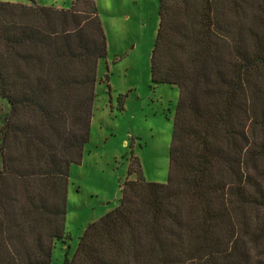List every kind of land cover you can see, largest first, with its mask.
I'll return each mask as SVG.
<instances>
[{
	"label": "trees",
	"instance_id": "1",
	"mask_svg": "<svg viewBox=\"0 0 264 264\" xmlns=\"http://www.w3.org/2000/svg\"><path fill=\"white\" fill-rule=\"evenodd\" d=\"M0 2V264H52L106 42L94 0ZM154 85L179 89L169 171L136 159L64 264H264V0H159Z\"/></svg>",
	"mask_w": 264,
	"mask_h": 264
},
{
	"label": "rangeland",
	"instance_id": "2",
	"mask_svg": "<svg viewBox=\"0 0 264 264\" xmlns=\"http://www.w3.org/2000/svg\"><path fill=\"white\" fill-rule=\"evenodd\" d=\"M30 5L27 0H0ZM69 9L74 0H35ZM106 42L98 62L90 135L78 165L69 169L65 238L56 242L52 264L71 259L79 238L119 205L132 159L148 182L164 184L179 89L154 85L150 58L158 28L159 0H94ZM0 97V130L9 114Z\"/></svg>",
	"mask_w": 264,
	"mask_h": 264
}]
</instances>
